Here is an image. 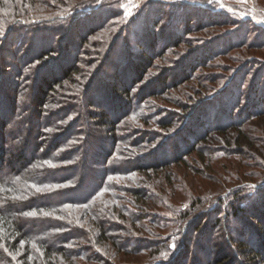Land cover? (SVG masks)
Instances as JSON below:
<instances>
[{
	"label": "trees",
	"instance_id": "1",
	"mask_svg": "<svg viewBox=\"0 0 264 264\" xmlns=\"http://www.w3.org/2000/svg\"><path fill=\"white\" fill-rule=\"evenodd\" d=\"M18 26L17 35L26 28ZM69 29L66 26L53 30L50 32L52 34L50 40L58 36L60 40V35H63L61 37L64 39L70 34V32L65 34L70 31ZM9 32L13 33V30ZM30 34L33 38L35 33H28L27 36ZM71 34L63 43L64 50L60 48L63 45L59 46V40L56 45H53L52 41L48 47L41 46L36 55V58L42 56L47 58L39 66L42 69L56 64L58 57L54 56L53 52L59 48L62 53L67 50L78 53L67 72L63 71L59 77L51 78L52 80L44 79L42 87H45L46 92L41 90L39 94L41 97L43 95L44 100L38 98L37 101L40 107L43 106L42 110L35 114L30 108L29 98L24 99V93H20L15 103L18 108L6 111L11 120H5L0 128V264H60L62 259L72 261L68 264H82L77 262L78 260H83L85 264H104L105 258L108 257H102L106 254L105 251L114 252L116 258L122 252L126 256L131 255V262L127 263L135 264H239L242 258L233 255L231 245L226 241L228 239L222 231L223 213L237 219H241V214L246 213L249 219L256 220V216L260 217L255 226L248 228L252 230L247 234L252 245L248 247L245 242L236 243L237 247L243 246L247 252L260 255L259 263L264 264V201L259 199L260 196L249 200L247 204L244 203L245 198L235 193L229 197L231 200L228 201L225 211L223 210L225 200L220 199L219 212L216 213L214 210V213L213 211L209 213L212 216L207 222L200 215L187 217L184 209L175 212V217L151 213L153 209L163 207L167 209L161 199L157 200L159 193L166 189L164 175L160 173H165L164 171L172 164L185 162L193 153L198 154L195 160L205 162L200 143L208 138L210 131L239 129L244 120L242 117L247 115L248 119L252 113L258 115L264 112L262 106L264 93L263 89L257 86V81L253 84L249 96L239 89H234L233 85L205 95L199 101H193L192 106L178 104L177 101L174 105L183 109L182 112L188 111L187 114L182 119L173 118L171 121L166 120L165 123L163 120L158 121L159 126L171 132V135H168L167 131L160 136L141 134L138 129L134 130L135 124L131 120L139 119L142 123L149 124L146 119L151 117L147 114L150 109L147 98L163 95L168 87L177 86L166 85L159 90L154 86L152 89L157 81L160 82L162 78L160 74L145 80L152 70L151 61L154 59L152 54H155V48L159 43L156 38L159 35L155 33L151 37L147 36L148 40H145L147 43L143 41L145 46L138 45L141 57L123 60L121 55L124 53L119 55L121 64L118 69L119 76L125 77V80L130 78L128 80L130 82H125L122 86L112 85L113 92L108 97L110 101L99 99L102 106L111 112L112 118L107 113L100 114V111L96 110L97 106L90 99V91L86 87L77 98L75 94L72 96L76 99L74 105L66 107L62 104L64 102L60 101L58 112L60 126L58 123L51 124L52 120L47 121L45 115L52 110H58L55 106L56 98L53 97L55 88L59 85L61 87L63 81L70 79L79 71L80 58L85 54L83 47L93 31H89L87 37ZM39 36L41 40L42 37ZM160 56L162 55H155L156 58ZM171 72L172 70L168 68L161 73ZM95 74L93 79L96 78ZM95 80L88 87L96 85ZM163 81L167 83L168 77L165 76ZM230 88L233 91L231 93ZM243 99L246 101L241 106ZM211 105L214 106L213 116L204 110ZM90 107L96 111H92ZM73 112L75 113L73 116L78 117L76 121L83 125V129L65 127L64 132L63 122L65 120L69 122ZM30 117H36L39 121L34 122L36 130L30 127ZM97 117L105 128L103 132L108 133V136L96 135L93 126L100 125L94 123ZM43 125L55 130L60 128V137L43 139ZM52 139L56 141L53 146L50 144ZM128 148L134 151L129 154L126 151ZM96 149L99 152L97 155L102 156V161L98 163L94 160ZM207 163L206 167H211L210 162ZM95 164L99 167L96 168ZM155 172L160 176L155 175ZM124 180L134 181L140 188L127 189L122 186L125 185L122 182ZM122 193H132L138 200H131ZM260 204L263 208L261 212L256 207ZM141 208L142 212L137 210ZM147 211L150 214H146ZM145 218L148 220L141 222ZM191 218V222H187ZM174 220L179 223L184 221L187 226L184 227L183 224L182 228L179 224L180 229L172 228L169 231V226ZM121 225L124 227L122 230L125 233L124 237L116 234L117 228ZM135 225L141 226V229L140 227L139 230L135 229ZM138 232L147 235L139 236ZM85 243L91 244L93 250L98 245L105 251L103 249H98L99 252L87 251L83 247ZM111 243H116V251L110 247ZM213 247L215 249L219 247L221 251L214 252ZM224 248L227 250L224 251ZM198 251H202L208 258L214 255V259L201 263Z\"/></svg>",
	"mask_w": 264,
	"mask_h": 264
},
{
	"label": "rangeland",
	"instance_id": "2",
	"mask_svg": "<svg viewBox=\"0 0 264 264\" xmlns=\"http://www.w3.org/2000/svg\"><path fill=\"white\" fill-rule=\"evenodd\" d=\"M17 26L26 27L20 33L22 35H17ZM66 26L70 31L65 34L70 32L71 36L87 37L91 30L93 34L83 47L85 54L80 58L79 71L70 79L63 81L61 87L59 85L55 88L53 97L56 98L55 106L58 110H52L45 115L47 121L52 120L51 124L58 123L60 126L58 113L60 101H63L62 104L66 107L74 105L75 98L86 87L90 91V99L97 106L96 110L100 111V114L107 113L112 118L111 112L102 106L99 99L110 101L108 97L113 92L112 85L122 86L125 82H130L128 81L130 78L125 80V77L119 76L118 69L121 65L119 55L124 53L121 55L123 60L141 57L138 45L148 40L147 36L151 37L155 33L159 35L156 37L159 43L155 48V54H152L154 58L151 61L152 70L145 80L160 74L162 76L160 82L157 81L152 89L154 86L158 90L166 85L177 86L168 87L163 95L147 98L150 105L147 114L151 116L146 118L149 124L142 123L139 119L131 120L135 124L134 130L138 129L141 134L160 136L167 131L168 135H171V132L159 126L158 121L163 120L165 123L166 120L171 121L173 118L182 119L187 114L188 111L182 112L183 109L174 105L177 101L178 104L192 106L193 101H199L205 95L233 85L234 89H239L249 96L256 81L264 93V0H0V128L5 120H11L6 111L18 108L15 103L20 93H24V99L29 98L30 108L38 114L43 107H40L37 101L38 98L44 100L43 95L42 97L39 95L40 91L45 89L42 87L44 79L52 80L53 77H59L58 75L63 71L67 72L73 65L71 62L78 55L77 51L70 49V52L60 51V48L64 50L63 43L70 38L68 37L70 34L64 39L61 37L63 35H60V40L59 36L50 40L52 37L50 32ZM9 30H13V33ZM31 32L35 33L34 39L32 34L27 36ZM39 35L42 37L41 40ZM58 40L59 46L60 44L63 46L53 52L54 56L58 57L56 64L39 68L47 59L43 56L36 58L41 46L48 47L52 41L53 45H56ZM156 54L162 56L156 58ZM168 68L172 70L171 73H161ZM94 74L96 80L93 79ZM165 76L168 77L167 83L163 81ZM94 80L97 84L91 86ZM89 84L91 85L88 87ZM230 89V93L233 92L232 88ZM245 101V99L241 101V106ZM262 106L264 108V104ZM213 107L207 106L204 110L213 116ZM90 109L96 111L93 107ZM74 114V112L71 114L69 122L68 120L63 122L64 132L65 127L83 129V125L76 121L78 117L73 116ZM247 117V115L242 117L244 120L239 129L210 131L208 138L200 143L205 162L195 160L198 154L193 153L185 162L172 164L164 171L165 173H160L164 175L166 189L159 193L157 200L161 199L167 209L165 207L153 209L152 214L175 217V212L184 209L187 217L200 215L207 222L212 216L209 213L212 211L214 213V210L216 213L219 212V200H225L223 206L225 211L228 201L235 193L245 198L244 203L247 204L249 200H254L258 196L264 201V112L258 115L252 113L250 118L246 119ZM30 121V127L36 130L34 122L39 123L38 119L30 117ZM100 121L98 117L94 121L95 124L96 122L100 124L93 126L96 135L108 136V133L103 132L105 128ZM172 126L171 129L174 128ZM60 132V128L55 130L45 125L42 138L60 137ZM51 141L52 146L56 144L55 139ZM97 150L94 152V160L98 163L102 161V156L97 155L99 153ZM29 151L31 152L32 148ZM126 151L131 154L134 149L128 148ZM206 160L210 162L211 167H206L208 164ZM95 167H99L98 164H95ZM157 172L154 174L160 176ZM122 182L125 184L122 186L127 189L140 188L134 181ZM259 191L263 193L258 194ZM122 194L131 200H138L132 193ZM261 205L256 206L260 212L263 211ZM137 210L142 212L143 208ZM146 214L150 212L147 211ZM223 214L222 231L228 239L226 241L231 245L233 255L242 258L239 264H261L260 255L247 252L243 246L237 247L236 243L245 242L248 247L252 245L247 238V234L252 230L248 228L255 226L260 217L256 216V220L249 219L246 213L241 214V219H237L232 215L229 217L227 213ZM147 220L145 218L141 222ZM179 224L181 227L183 224L184 227L187 226L184 221L179 223L174 220L168 230L180 229ZM139 227L141 229L139 225H135L134 228L139 230ZM123 229V225L118 227L116 234L124 237ZM138 234L147 235L142 232ZM116 243L110 245L115 251ZM83 247L91 252L103 249L97 245L93 250L89 243H85ZM212 250L221 251L219 247L218 249L213 247ZM225 250L227 248H224ZM105 252L102 257H108L105 258L104 264H135L127 263L131 262V255L126 256L122 252L116 258L114 252ZM198 252L201 263L214 259V255L208 258L202 251ZM61 261L60 264L72 262L67 259ZM77 262L85 264L83 260Z\"/></svg>",
	"mask_w": 264,
	"mask_h": 264
},
{
	"label": "snow or ice",
	"instance_id": "3",
	"mask_svg": "<svg viewBox=\"0 0 264 264\" xmlns=\"http://www.w3.org/2000/svg\"><path fill=\"white\" fill-rule=\"evenodd\" d=\"M33 187H35V186H33ZM56 187H59V186H56ZM38 191L40 190V189H37ZM33 215H34V213H32ZM172 247H175V245H172Z\"/></svg>",
	"mask_w": 264,
	"mask_h": 264
}]
</instances>
